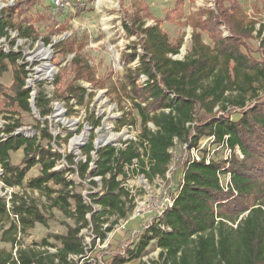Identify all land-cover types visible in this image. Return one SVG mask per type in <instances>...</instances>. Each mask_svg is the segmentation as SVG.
Listing matches in <instances>:
<instances>
[{"label":"trees","instance_id":"obj_1","mask_svg":"<svg viewBox=\"0 0 264 264\" xmlns=\"http://www.w3.org/2000/svg\"><path fill=\"white\" fill-rule=\"evenodd\" d=\"M125 1L121 0L122 6ZM196 1L190 0L193 4ZM20 4L2 11L0 39L9 37L10 31H17L21 39L37 41L40 36L32 25L15 23L16 14L22 12ZM213 5L214 8L197 7L188 16L193 29L192 48L183 60L172 58L180 53L183 39L175 42L170 39L146 0H131L133 11L122 10L125 32L137 36L139 42L130 47L131 53L123 55L126 64L137 62V65L126 69L117 94L130 100L132 110L140 117L138 140L127 141L125 148L110 145L96 150L92 135L82 152L83 160L76 162V157H66L68 165L77 167L68 171L78 173L81 179L89 176L102 179V192L88 194L92 203L100 207L99 211L86 203L82 193L73 192L76 184L65 171L57 170L63 155L51 147L54 138L48 127L42 128L38 122L40 133L33 138L14 134L22 127L18 114L32 112L31 91L25 87L29 71L26 64L19 63L22 59L19 53L0 52V77L10 70L9 65L14 70L10 88L0 83V107H4L0 112L6 114V124L0 133L7 136L0 139L1 180L9 188L23 186L27 173L40 166V176L29 180L27 187L45 193L54 207L75 221V227H69L66 235H50L60 247L51 245L48 239L42 241L43 248L54 247L56 253L37 245L20 247L16 260L11 251L0 249V264H76L73 257L85 255L80 237L83 229L92 226L96 237L104 242L113 230L111 216L127 217L126 200L130 193L120 180L121 176L127 177L126 168L140 171L151 180L165 177L172 162L171 149L177 144L190 151L200 149L203 139L210 140L201 150L200 160L190 159L186 163L173 208L145 231L135 249L127 251L130 257L115 255L108 264L142 259L153 241L160 249L158 260L150 263L141 260L139 264H264V22L250 17L238 0H214ZM184 7L185 0H176L178 13L182 14ZM148 20L155 25H147ZM204 34L209 36L210 44L204 41ZM254 39L259 41L258 46L254 45ZM44 40L51 44L49 38ZM11 43L14 46L15 40ZM53 48L62 54L75 53L71 63L74 83L62 82L61 78L54 82L55 99H63L71 115L75 113L72 101L77 106L88 103V89L79 82L92 86L99 82L76 40L61 42ZM142 76L148 78L144 83L140 82ZM36 100L41 118L47 120L53 112L54 99L41 92ZM235 114L239 116L237 119ZM101 122L94 120L93 130ZM136 125L132 111L124 112L117 129ZM44 140L48 141L46 145L41 143ZM21 149L22 163L12 165L11 153ZM221 149H229V157L219 156ZM94 152L98 160L93 171ZM135 161L138 167L132 169ZM229 174L231 181L225 190L220 176ZM90 182L98 185L94 179ZM50 183L61 189L54 191L48 187ZM55 193L57 197L51 199ZM12 205L19 224L11 219L6 199L0 197V242L15 248L19 234L37 223L47 222L32 200L15 193Z\"/></svg>","mask_w":264,"mask_h":264},{"label":"rangeland","instance_id":"obj_2","mask_svg":"<svg viewBox=\"0 0 264 264\" xmlns=\"http://www.w3.org/2000/svg\"><path fill=\"white\" fill-rule=\"evenodd\" d=\"M213 1L197 0L193 4L190 0H185L184 12L180 14L176 11V0H146L153 16L162 21V27L170 39L173 42L178 39L184 41L180 53L172 56L173 59L183 60L192 48L193 29L188 24V16L195 12L197 7L214 8ZM238 1L250 17L264 22V0ZM19 2L22 3L20 4L22 12L19 15L16 14L15 23L23 22L25 26L32 25L40 38L33 42L21 39L17 31H10L9 37L0 39V52L19 53L22 56L19 63L26 64V70L29 71L25 87L31 91L32 112L21 111L18 114L22 127L14 134L33 138L40 133V130L37 129L38 122L42 123V128L48 127L54 138L51 147L63 155L57 170L65 171L68 179L76 184L73 192L82 193L86 203L93 204L94 208L99 211L100 207L92 203L88 194L102 192V179L90 176L86 180L81 179L78 173L68 171L70 168L77 169V167L68 165L66 157L72 155L76 157V162L83 160L82 152L92 135H95L96 150L110 145L117 149L125 148L127 141L138 140L140 117L137 111L132 110L131 101L120 98L117 94L120 83L124 81L126 69L137 65V62L128 65L123 61V55L131 53L130 47L139 42L137 36L128 35L123 26L122 10L133 11L131 0H126L124 6H122L121 0H60L59 2L57 0H37L36 2L33 0H0V16L6 7L15 8ZM147 25H155V22L148 20ZM44 38H49L51 44L47 45ZM203 39L207 44L211 43L208 35L204 34ZM14 40L13 46L11 42ZM75 40L78 47H81L79 51L88 58L99 84L92 86L84 81L79 82L88 89V103L84 106H77L76 102L72 101L75 113L70 115L67 103L63 99H55L54 82L56 78H61L62 82L69 84L74 81L71 63L75 53L62 54L56 52L53 46L61 42ZM253 43L255 46L259 45L257 39H254ZM138 48L141 50L140 46ZM9 68L10 70L0 77V83L6 88H10L14 81L13 67L9 65ZM140 82L142 83L141 80ZM41 92L47 98L54 99L51 103L53 112L46 118L47 120L41 118L40 111L36 108V99ZM0 98L2 99V96ZM129 111H132L137 118L136 127L125 126L118 130V122L123 117V113ZM4 115L6 114L0 112V130H3L6 124ZM238 117V115H234L235 119ZM96 119L102 120L101 126L93 130L91 123ZM150 126L155 129L154 126ZM4 137L0 133V138ZM41 143L46 145L48 141L44 140ZM206 143L207 140L203 139L201 145ZM218 152L219 156L224 154V157L228 153L225 149ZM171 154L172 162L165 177L156 176L151 180L140 171L133 172L126 168L127 177L124 179L121 176L120 180L130 193L126 200L127 217L111 216L113 230L108 233L104 242L96 237L93 228L83 229L80 237H82L85 246V255L84 258L73 257L76 264H85L86 262L108 264L115 255H121L125 259L130 257L127 251L136 248V243L142 240L147 230L146 227L154 222L156 215L168 203V199L177 192L186 163L195 155H199V152L190 151L187 147L177 144L171 149ZM92 155L94 162L91 163V169L94 171L98 155L96 152ZM23 158L24 153L21 149L11 153L10 162L12 165H20ZM2 174L3 170L0 165V176ZM40 174L41 167L35 166L27 173L24 185L13 188L7 187L0 177V197H9L10 195L13 197L15 193L19 194L34 201L46 217V225L37 223L34 228L21 233L17 245L25 249L37 245L39 249H48L50 253H56L57 250L54 247L43 248L42 241L48 239L51 245L60 247L59 242L50 235H66L69 227H75V221L54 207L53 200H50L45 193L27 187V182ZM92 179L97 181V186L91 184L90 180ZM225 179H223L224 183ZM48 187L54 191L61 189V186L54 183H50ZM56 197L55 193L51 199ZM71 202L74 203L73 200ZM136 209H140L142 216L132 219ZM0 249L13 253L14 247L12 244L0 242ZM159 253L160 249L153 241L143 253L142 259L131 261L129 264H139L141 260L147 263L156 261Z\"/></svg>","mask_w":264,"mask_h":264},{"label":"built area","instance_id":"obj_3","mask_svg":"<svg viewBox=\"0 0 264 264\" xmlns=\"http://www.w3.org/2000/svg\"><path fill=\"white\" fill-rule=\"evenodd\" d=\"M57 1L59 2V0H57ZM147 80H148L147 77L142 76V78H141L142 83L146 82ZM1 134H3V133H1ZM3 135L5 136L3 139H6L7 136L5 134H3ZM206 140H207V143H208V141L210 139H206ZM206 144L205 145H201L200 144V149H193L192 150V151H198L199 152V155L198 154L195 155L192 159H195V160H200L201 159V157H202L201 150L206 146ZM225 150H227V152H228L227 153V156H225V157H229V155L231 154V151L229 149H225ZM200 154H201V156H200ZM238 154L240 155L241 158L243 157L240 151H238ZM136 167H137V162L135 161L134 165L132 166V169H134ZM220 179H221V184L223 185V187L225 188V190H228L229 189V185H230V181H231L230 174L229 175H224V176L222 175V176H220ZM223 179H225V183H224ZM182 180L183 179L181 178V182H182ZM176 195H177V192H175V194H173L168 199V203L166 205H164L163 206V209L161 211H159V213L156 215V217L154 219V222H151L150 225L146 227L147 229H149L150 227H152L154 225V223H157L158 224V222L164 217L165 213L169 209L173 208V205H174V202H175V199H176ZM4 198L6 199L7 208L10 211L11 219L14 222H16L17 224H19V216L13 212V206H12V201H11L12 200V195H10L9 197L8 196H5ZM141 216H142V213H141L140 209H136L135 212H134V214H133L132 219L140 218ZM88 217L90 218V215ZM159 226H160V228L163 231L170 232V229H167L165 226H163V225H159ZM89 228L92 229V226H90ZM18 240H20V234H19ZM20 247L21 246L16 245L15 248H14V250H13V255H14V257H15L16 260H18V250H19Z\"/></svg>","mask_w":264,"mask_h":264},{"label":"bare ground","instance_id":"obj_4","mask_svg":"<svg viewBox=\"0 0 264 264\" xmlns=\"http://www.w3.org/2000/svg\"><path fill=\"white\" fill-rule=\"evenodd\" d=\"M102 1H104V0H102ZM76 145H77V143H76Z\"/></svg>","mask_w":264,"mask_h":264},{"label":"crops","instance_id":"obj_5","mask_svg":"<svg viewBox=\"0 0 264 264\" xmlns=\"http://www.w3.org/2000/svg\"><path fill=\"white\" fill-rule=\"evenodd\" d=\"M127 264H129V263H127Z\"/></svg>","mask_w":264,"mask_h":264}]
</instances>
